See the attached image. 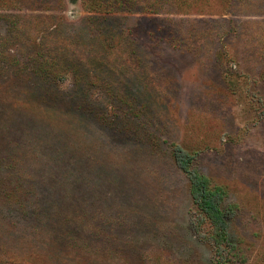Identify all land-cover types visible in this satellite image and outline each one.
I'll return each instance as SVG.
<instances>
[{
	"label": "rangeland",
	"instance_id": "obj_1",
	"mask_svg": "<svg viewBox=\"0 0 264 264\" xmlns=\"http://www.w3.org/2000/svg\"><path fill=\"white\" fill-rule=\"evenodd\" d=\"M175 146L264 264V0H0V264H211Z\"/></svg>",
	"mask_w": 264,
	"mask_h": 264
},
{
	"label": "trees",
	"instance_id": "obj_2",
	"mask_svg": "<svg viewBox=\"0 0 264 264\" xmlns=\"http://www.w3.org/2000/svg\"><path fill=\"white\" fill-rule=\"evenodd\" d=\"M100 4L102 2L97 3L93 9ZM173 156L187 179L193 214L192 221L198 228L202 224H206L208 227V230H204L201 234L203 241L210 245L211 264H228L232 245L228 239L225 215L220 206L225 196L224 190L219 185L211 184L206 175L192 166L193 156L181 151L176 146Z\"/></svg>",
	"mask_w": 264,
	"mask_h": 264
}]
</instances>
